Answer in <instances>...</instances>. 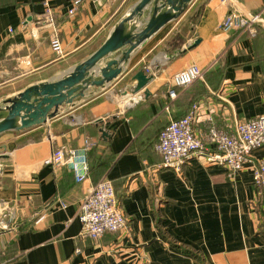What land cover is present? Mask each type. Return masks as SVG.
Wrapping results in <instances>:
<instances>
[{
    "label": "crops",
    "instance_id": "obj_1",
    "mask_svg": "<svg viewBox=\"0 0 264 264\" xmlns=\"http://www.w3.org/2000/svg\"><path fill=\"white\" fill-rule=\"evenodd\" d=\"M71 1L0 0V115L27 89L67 77L87 61L141 2L82 0L69 16ZM46 3L63 57L50 45ZM155 4L129 21L127 31L142 29ZM263 9L264 0H191L130 54L113 81L92 85L129 46L101 61L88 85L77 86L73 103L61 105L46 124L0 134V220L7 226L0 225V264H264V201L251 169L231 174L202 156L176 172L156 150L160 131L189 110L192 96L182 95L191 89L208 91L197 101L217 109L220 128L264 115V13L252 31L221 29L230 13ZM192 65L206 80L204 74L171 99L179 88L174 76ZM140 79L147 80L142 88ZM87 139L95 146L84 183L67 166L45 165L55 149L79 150ZM255 157L264 159V147ZM99 159L105 169L98 170ZM103 178L114 185L128 234L82 238L81 203Z\"/></svg>",
    "mask_w": 264,
    "mask_h": 264
},
{
    "label": "built area",
    "instance_id": "obj_2",
    "mask_svg": "<svg viewBox=\"0 0 264 264\" xmlns=\"http://www.w3.org/2000/svg\"><path fill=\"white\" fill-rule=\"evenodd\" d=\"M100 4L104 0H93ZM82 0H72L67 14L75 16L81 7ZM45 23L53 27L50 45L58 57L64 56L63 43L55 24V14L51 6L46 3ZM264 9L249 15L230 13L223 20L221 29L224 32L252 31L261 21ZM205 72L196 65L189 66L174 76V86L189 89L196 82L204 80ZM171 99L177 97L176 90L169 92ZM219 109L224 110L220 105ZM217 109L206 107L199 100L190 113L184 118L171 121L161 132L156 150L163 158V166L181 172L182 168L193 158L206 156V161L227 169L236 174L251 169L254 186L259 194L264 192V159L255 157L257 150L264 147V115L236 121L225 127L215 124ZM208 124L207 130L200 126ZM212 146L209 148L208 146ZM95 146L89 139L85 140L84 147L79 150L55 149L52 155L45 160V165L54 169L65 166L72 171L78 184L89 179L90 165L87 159L88 152ZM208 152V153H206ZM4 218L7 215H3ZM78 219L82 224L81 237L101 239L105 233L128 234L126 216L120 206L114 185L111 180L103 178L90 191L80 206ZM4 229L7 226L0 220ZM77 253L81 250L77 249Z\"/></svg>",
    "mask_w": 264,
    "mask_h": 264
},
{
    "label": "water",
    "instance_id": "obj_3",
    "mask_svg": "<svg viewBox=\"0 0 264 264\" xmlns=\"http://www.w3.org/2000/svg\"><path fill=\"white\" fill-rule=\"evenodd\" d=\"M156 1L153 14L142 29L127 31L126 24L134 18L143 17L144 10ZM191 0H166L159 4L157 0H141L131 16L122 20L112 32L103 46L87 61L77 66L67 77L58 81L33 86L8 103L7 116L0 115V134L13 130H26L38 125L46 124L57 114L59 107L64 103L72 104L74 95L80 88L77 86L88 85L87 79L101 61L113 53L129 46V49L120 59L112 60L101 69L102 79L92 82V85L101 86L110 83L122 72L120 65L124 64L130 54L145 40L154 35L168 22L176 19L183 12L185 5ZM169 6V12L163 10ZM172 12L174 14H172ZM146 79H140V88L145 86ZM53 115H50L51 110ZM5 117V118H4ZM4 118V119H3ZM3 119V120H2ZM104 133V132H103ZM105 136H108L104 133Z\"/></svg>",
    "mask_w": 264,
    "mask_h": 264
},
{
    "label": "trees",
    "instance_id": "obj_4",
    "mask_svg": "<svg viewBox=\"0 0 264 264\" xmlns=\"http://www.w3.org/2000/svg\"><path fill=\"white\" fill-rule=\"evenodd\" d=\"M220 72L221 71H219V74H220ZM208 75H207V73L205 74V80H206V77H207ZM197 84V83H196ZM196 86V85H195ZM194 86V87H195ZM193 87V88H194ZM179 90H181V88H177L176 89V91H179ZM202 89L201 88H199L197 91H196V89L194 90H190V91H186L185 93H183V95L182 96H192V99H191V106H190V108H189V110L184 114V115H182V116H180V118H175V119H172L171 121H176V120H180V119H182V118H184L185 116H187L189 113H190V111L192 110V108H193V105L197 102V100H198V98L200 97V96H204V95H207V93H208V91L207 90H205V91H201ZM170 124V123H169ZM169 124H167L161 131H160V133H159V137H160V134H161V132L169 125ZM159 137H158V141H159ZM161 155V154H160ZM90 156H91V153L90 154H87V159H88V162H89V160H90ZM102 159V158H101ZM101 159H99L96 163H97V168H98V170H100L101 168H102V166L104 167V169L106 168L105 166H104V164H105V162L106 161H101ZM103 170V169H102ZM101 170V171H102ZM89 174H90V170H89ZM119 199V198H118ZM264 201V192L261 194V199H260V202L262 203ZM185 252H187L188 254H190V255H193V256H195V257H197V259H199L200 261H202L203 263H204V261L202 260V258L199 256V255H197L196 253H194L193 251H189V250H185Z\"/></svg>",
    "mask_w": 264,
    "mask_h": 264
}]
</instances>
